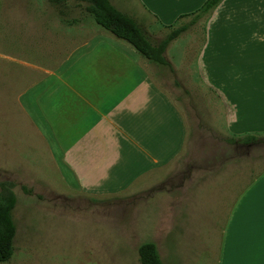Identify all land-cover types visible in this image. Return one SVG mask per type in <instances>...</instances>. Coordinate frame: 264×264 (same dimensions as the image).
<instances>
[{
    "label": "crops",
    "instance_id": "obj_1",
    "mask_svg": "<svg viewBox=\"0 0 264 264\" xmlns=\"http://www.w3.org/2000/svg\"><path fill=\"white\" fill-rule=\"evenodd\" d=\"M68 1L62 12L50 4L65 16L71 9ZM110 1L132 16L153 41L172 27H190L204 17L206 31L194 45L182 41L187 30L169 43L165 57L171 70L143 58L85 13L59 21L37 9L36 16H29L26 3L38 0H0L2 150L11 140L6 130H12L14 112L17 121L30 120L70 192L94 199L155 183L157 174L181 153L188 135L187 116L169 86L153 73L156 70L162 79L174 73L169 49L176 43L177 63L190 66L201 88L223 99L229 143H237L231 138L264 132V0H223L200 17L195 13L205 0ZM51 54L64 57L53 68L41 66V77L25 86L27 66L33 63L28 56L38 61ZM13 72L20 78L14 79ZM13 80L23 90L12 97ZM0 166L10 164L2 160ZM245 172L246 168L234 180L243 181ZM241 185L230 203L218 262L264 264V164ZM32 244L18 249V261L10 260L12 254L0 264H22L28 258L25 250L37 248Z\"/></svg>",
    "mask_w": 264,
    "mask_h": 264
},
{
    "label": "rangeland",
    "instance_id": "obj_2",
    "mask_svg": "<svg viewBox=\"0 0 264 264\" xmlns=\"http://www.w3.org/2000/svg\"><path fill=\"white\" fill-rule=\"evenodd\" d=\"M68 3L71 9L65 16L48 0L26 5L29 16H36L37 9L40 15L59 17V21L83 13L94 21L84 10V2ZM206 20L204 17L187 29L182 36L185 46L201 38ZM176 44L169 49L174 73L167 79L156 70L153 73L158 82L169 86L172 98L187 116L188 135L181 153L157 174L155 183L94 199L72 193L58 177L30 120L21 123L12 113V130H6L11 140L3 150L0 147L1 163L10 164L0 166V180L13 181L17 196L13 211L16 248L11 261L19 260L18 249L35 243L37 248L25 250L28 258L22 264H139L138 245L152 240L164 264H219V247L230 203L238 196L237 186L258 174L264 164V132L257 134L258 142L247 146L229 143L223 99L201 88L190 66L177 63ZM35 53L40 54L36 46ZM56 56L44 55L38 61L28 56L33 63L27 66L25 86L41 77V66L53 68L64 57ZM13 77L20 78L14 72ZM15 83L13 80L10 89L12 97L23 90ZM241 161L246 165L245 179L234 180L245 170Z\"/></svg>",
    "mask_w": 264,
    "mask_h": 264
},
{
    "label": "trees",
    "instance_id": "obj_3",
    "mask_svg": "<svg viewBox=\"0 0 264 264\" xmlns=\"http://www.w3.org/2000/svg\"><path fill=\"white\" fill-rule=\"evenodd\" d=\"M48 1L61 12L67 3V0ZM76 1L84 2V10L96 23L113 36L129 43L143 58L172 70V65L165 57V50L172 40L187 30L189 24L172 27L162 39L153 41L146 30L132 16L117 9L110 0ZM222 1L205 0L201 7L196 10L195 16L200 17L210 12ZM258 140V135L247 134L244 137L231 138L230 142L252 144L258 142ZM14 187L15 183L13 181L8 179L0 180V262L7 261L13 254V243L17 231L13 215L17 203ZM22 189L30 192L27 187L23 186ZM137 254L140 264H164L157 245L152 240L139 244Z\"/></svg>",
    "mask_w": 264,
    "mask_h": 264
}]
</instances>
